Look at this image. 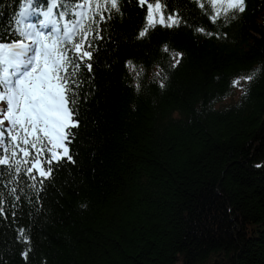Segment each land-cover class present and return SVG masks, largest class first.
<instances>
[{"label":"trees","instance_id":"obj_1","mask_svg":"<svg viewBox=\"0 0 264 264\" xmlns=\"http://www.w3.org/2000/svg\"><path fill=\"white\" fill-rule=\"evenodd\" d=\"M21 1L0 0V34ZM161 3L180 25L142 39L147 4L104 13L76 77L72 161L35 180L0 166V264H264V0L227 24Z\"/></svg>","mask_w":264,"mask_h":264},{"label":"snow or ice","instance_id":"obj_2","mask_svg":"<svg viewBox=\"0 0 264 264\" xmlns=\"http://www.w3.org/2000/svg\"><path fill=\"white\" fill-rule=\"evenodd\" d=\"M192 2L213 24L230 23L246 11V0ZM137 3L141 7L147 4L148 21L137 39L157 24L171 28L181 23L178 13L165 14L161 0ZM113 10L121 11L120 0H23L19 5L14 27L0 34V166L14 169L19 176L21 164H26L25 175L35 180L48 178L53 164L72 161L68 145L75 135L73 129L79 127L76 77L82 67L91 72L93 44L89 37L102 39L97 29L105 20L104 13L111 19ZM196 31L213 35L204 28ZM9 34L15 39H7ZM162 51L175 61L169 67L180 63L181 53L170 52L167 45ZM126 66L136 72L131 61ZM161 71L155 75L160 76ZM258 71L233 80L230 87L252 81ZM19 236L28 242L24 230ZM22 255L27 259L28 252Z\"/></svg>","mask_w":264,"mask_h":264},{"label":"rangeland","instance_id":"obj_3","mask_svg":"<svg viewBox=\"0 0 264 264\" xmlns=\"http://www.w3.org/2000/svg\"><path fill=\"white\" fill-rule=\"evenodd\" d=\"M246 81H241V86L240 87H236V92L235 95L233 96V98H228L224 101V103H231L234 100H237L238 97L240 96V94L243 91V87L245 85Z\"/></svg>","mask_w":264,"mask_h":264}]
</instances>
